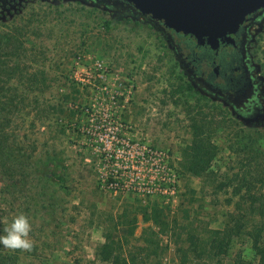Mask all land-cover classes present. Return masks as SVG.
Listing matches in <instances>:
<instances>
[{
  "label": "rangeland",
  "instance_id": "374dc122",
  "mask_svg": "<svg viewBox=\"0 0 264 264\" xmlns=\"http://www.w3.org/2000/svg\"><path fill=\"white\" fill-rule=\"evenodd\" d=\"M110 19L74 0L0 19L7 130L36 163L52 155L63 166L38 163L48 180L0 179V235L24 214L33 245H0V255L7 264H110L97 250L111 234L128 264L257 263L247 232L261 219L242 199L264 194V130L193 92L153 28ZM195 127L215 147L200 175L187 169ZM145 207L159 208L165 231L143 220ZM231 215L249 224L221 261L207 254L209 239Z\"/></svg>",
  "mask_w": 264,
  "mask_h": 264
},
{
  "label": "flooded vegetation",
  "instance_id": "af4514ba",
  "mask_svg": "<svg viewBox=\"0 0 264 264\" xmlns=\"http://www.w3.org/2000/svg\"><path fill=\"white\" fill-rule=\"evenodd\" d=\"M62 0H0V19L18 15L36 3ZM119 19L148 25L170 51L177 71L198 95L222 105L245 127L264 130V7L247 15L234 34L216 47L166 28L123 0H74Z\"/></svg>",
  "mask_w": 264,
  "mask_h": 264
},
{
  "label": "trees",
  "instance_id": "16d2710c",
  "mask_svg": "<svg viewBox=\"0 0 264 264\" xmlns=\"http://www.w3.org/2000/svg\"><path fill=\"white\" fill-rule=\"evenodd\" d=\"M10 39H6L9 43ZM7 72L8 79L15 77L17 72L15 70ZM4 73L2 65L0 64V76ZM4 90V86L0 87V92ZM13 102V101H12ZM11 107L8 102L0 100V179L2 180H29L35 179H45L47 178V172L40 170L38 168V163L44 166H54L55 168L62 169V162L59 160L58 156H48L46 160H42L38 163L34 160L35 152L27 153L22 147V141L10 136L7 127L9 124L4 121L2 113ZM196 140L193 142L191 149L193 150L191 156H187L188 166L187 169L194 175H200L207 170V158H211L214 154L215 147L206 140H203V130L202 127H195ZM190 155V154H189ZM206 158V159H205ZM58 180H66L65 175L57 172ZM46 176V178L44 177ZM260 186L264 189V173L258 178ZM14 182V181H12ZM249 198L243 197V201L250 199V210L253 213H257L260 217V228H255L247 232L248 224L245 222V218L237 217L235 215L230 216V223L223 230H213L209 239V249L207 254H213L214 257L224 258L227 255L230 243L232 239L236 236L242 235V233H248L252 238V247L258 257L257 263H252L238 258L235 260L234 264H264V194L260 196L248 195ZM243 203V202H242ZM241 206V204H239ZM142 216L145 222H153L156 224L161 231H165L168 227L165 221H160V210L158 207L150 209L145 207L142 209ZM243 218V219H242ZM136 219L131 223V232H134L136 226ZM253 225V224H252ZM258 227V226H256ZM254 231V232H253ZM114 242L111 234H106L105 243L100 245L97 250V255L105 262L110 264H128L127 259L123 258L117 253L119 245ZM208 246L205 247V249ZM205 253V252H204ZM0 264H7L5 256L0 255Z\"/></svg>",
  "mask_w": 264,
  "mask_h": 264
},
{
  "label": "water",
  "instance_id": "95a60500",
  "mask_svg": "<svg viewBox=\"0 0 264 264\" xmlns=\"http://www.w3.org/2000/svg\"><path fill=\"white\" fill-rule=\"evenodd\" d=\"M142 15L166 28L212 47L227 34L232 35L247 15L264 7V0H123Z\"/></svg>",
  "mask_w": 264,
  "mask_h": 264
},
{
  "label": "clouds",
  "instance_id": "9594fccd",
  "mask_svg": "<svg viewBox=\"0 0 264 264\" xmlns=\"http://www.w3.org/2000/svg\"><path fill=\"white\" fill-rule=\"evenodd\" d=\"M30 230L29 218L24 214H19L4 229V234L0 235V245L8 249L30 251L33 246L31 240L28 238Z\"/></svg>",
  "mask_w": 264,
  "mask_h": 264
}]
</instances>
